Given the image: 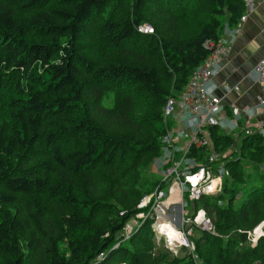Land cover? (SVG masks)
I'll return each instance as SVG.
<instances>
[{"label": "trees", "instance_id": "1", "mask_svg": "<svg viewBox=\"0 0 264 264\" xmlns=\"http://www.w3.org/2000/svg\"><path fill=\"white\" fill-rule=\"evenodd\" d=\"M243 12V0H0V264H264V235L247 236L264 221L258 134L238 137L218 193L187 202L212 225L193 228L197 261L157 248L154 214L117 238L164 187L142 169L159 156L166 99ZM210 135L216 152L234 139Z\"/></svg>", "mask_w": 264, "mask_h": 264}, {"label": "built area", "instance_id": "2", "mask_svg": "<svg viewBox=\"0 0 264 264\" xmlns=\"http://www.w3.org/2000/svg\"><path fill=\"white\" fill-rule=\"evenodd\" d=\"M243 1L244 12L239 19L240 22L246 20L254 6V0ZM138 29L143 33H152L153 31L152 27L147 24L140 25ZM204 47L210 51L209 56L191 73L184 90L177 95L178 98L168 97L166 99L162 111L164 122H167L174 115V123L170 128H166L160 139L161 149L164 148L167 151V154L162 155L164 165L161 169L163 170L161 181L164 187L162 189L157 187L152 193L142 197L136 205L140 211L134 215L133 220L130 219L133 224L131 229L127 230V227L125 228L124 239L129 237L130 232L128 231H136L147 219L152 218V214L155 215L160 210H168L171 204L180 201L184 196L183 193H185L187 200L194 201L204 194L219 190L220 184L218 185V181H221L223 175L226 174L225 163L230 159V156L218 155L220 153L213 150L205 155L203 162L196 157L188 164L185 163L192 148L197 151L200 149L206 150L207 148L212 149L208 140L211 128H223V131L228 129L231 132L237 128V121L242 119L241 133L244 136L253 134L264 136V57L253 70L254 80L259 85L256 96L259 110L257 108L239 109L232 106L230 108L232 117L230 120H226L222 99L215 94L217 87L212 82V77L218 72L220 62L226 58L229 48L223 40L205 41ZM223 90L231 92L238 89L235 86L225 85ZM184 108L186 112L181 114L179 110ZM174 109L177 110L175 113ZM254 112H257L256 117L260 116L256 122H252V117L255 116ZM229 123L231 126H229ZM181 135L187 136L186 141L182 142ZM177 141L181 143L174 145ZM173 198L175 201H173ZM182 208L184 210V204H182ZM199 216L198 223L195 222V219L191 220V216H189L187 219L189 223L183 228L176 226L172 220L166 221L172 226L175 235L170 237L167 232L158 229L161 222H156L155 215L154 222L151 224L152 231L156 236L163 239L164 246L169 251H175L176 248L181 246L187 247L191 258L197 261L195 246L190 237L193 233V225L200 230L212 232V225L204 212ZM263 227L264 221L255 230L251 231L254 232V235L249 233L252 242L264 235ZM103 258L104 255L102 254L97 256L98 261Z\"/></svg>", "mask_w": 264, "mask_h": 264}, {"label": "crops", "instance_id": "3", "mask_svg": "<svg viewBox=\"0 0 264 264\" xmlns=\"http://www.w3.org/2000/svg\"><path fill=\"white\" fill-rule=\"evenodd\" d=\"M218 40L225 41L229 48L226 58L220 62L218 72L212 77V82L217 87L215 94L222 99L225 116L227 119L232 117L230 111L232 106L259 110L256 101L259 85L254 80L253 70L264 57V0H254L253 10L244 22L239 20L236 26L230 25L226 18ZM225 85L235 86L238 90L225 95L223 90ZM254 115L252 122H256L260 117H256L257 112H254ZM237 125L231 132L228 129L222 131L236 139L242 134L243 120L239 119Z\"/></svg>", "mask_w": 264, "mask_h": 264}, {"label": "rangeland", "instance_id": "4", "mask_svg": "<svg viewBox=\"0 0 264 264\" xmlns=\"http://www.w3.org/2000/svg\"><path fill=\"white\" fill-rule=\"evenodd\" d=\"M147 25H150V24H147ZM197 25V27H196ZM140 26V25H139ZM139 26H137V32H140L139 31ZM202 26V22L199 21L198 23L194 22L193 24L191 23H186L185 27H187V31H191L193 30V28L195 27L198 28ZM143 34V31L141 32ZM230 93L229 91L225 90L224 91V94H228ZM175 98H178V96H175ZM104 102L107 104V105H111L112 103V95L109 94L107 97H105V100ZM177 110L174 109V113L176 112ZM181 112V114H183L184 112H186L185 108L184 109H181L179 110ZM174 116V115H173ZM173 116L167 120V122H164L163 120V124H164V127L165 128H170V126H172V123H174V120H173ZM226 117V116H225ZM231 118L227 119L226 117V120H230ZM242 122V121H241ZM223 128H221L220 130H222ZM176 132V131H175ZM243 134H240L239 135V138L242 136ZM244 136V135H243ZM174 137H175V134H174ZM180 137L183 138L182 142L186 141L187 139V136H183L181 135ZM239 138H236V139H233V141L231 142V144L227 145V147H225L224 150H220V154L218 155H226V156H230L231 158H234L235 156H237L238 154V151H237V147L239 148ZM208 140H209V144H210V147H212V149L214 150V144L212 142V138H211V135H209L208 137ZM172 141V139H171ZM181 142L177 141L175 142L174 145H179ZM160 149V153H159V156L152 162L150 163L146 168L142 169V173H143V176L142 178L143 179H146L148 180V184L146 185V187H151L153 185V181H155L156 179L160 180L161 181V177H162V171L161 170L163 168V162H164V159L162 157L163 154H167V151L166 149L159 147ZM189 157L186 158L185 160V163L188 164L191 160H193L194 158L198 157V151L196 149H191L190 150V153L188 154ZM178 157V156H177ZM197 160V159H196ZM198 161V160H197ZM245 167L246 169H249V165L248 163H245ZM252 168V167H251ZM165 170V168H164ZM249 172V170H246V173ZM222 179L221 181H218V185L220 184V188L218 191H216L217 193L221 190V185H222ZM166 189V188H165ZM152 193V192H151ZM150 194V193H149ZM149 194H146V195H149ZM185 195V193H183ZM184 198H182L180 201L176 202V203H173L171 204V206L168 208V210H160L158 211V213H155L156 215V222H163V221H169V220H172L174 221V224L176 226H179V227H186L187 223V219L189 218V216H191V220L195 219V222L198 223V219H199V215L202 214L203 210H201V204L199 205L198 203H196V205L193 207V205L189 204V203H192V201H189V200H186L185 196H183ZM173 201H175V199L173 198ZM184 201V202H183ZM187 202H189L187 204ZM194 202V201H193ZM182 204H184V210L182 208ZM138 205V204H137ZM201 206V207H200ZM195 208H198V209H195ZM136 209L137 206H136ZM195 209V210H194ZM138 211H140L138 209ZM137 211V212H138ZM185 217V218H183ZM133 220V219H132ZM132 220H128L124 227L122 226L120 232L117 234V238H119L121 232H125V228L127 227V230L128 229H131V226L133 224V221ZM184 222V224H183ZM193 225V224H192ZM191 225V227H192ZM257 227V226H256ZM193 228H196L194 225H193ZM256 228L254 227L252 230H255ZM132 230L128 231V232H131ZM194 233V232H193ZM193 233L192 235L190 236L191 239H192V236H193ZM251 234L254 235V232H250L248 231L247 232V236ZM196 236V235H195ZM253 238V237H252ZM248 239V238H247ZM193 240V239H192ZM153 243L157 246V248H164V243L163 241L161 240V238H159V236H154L153 239H152ZM162 241V242H161ZM253 240L250 239V245L253 244L252 242ZM117 248V246L114 247V249ZM169 251V250H168ZM172 256H174L175 258H178V259H181V258H184L186 256V254L188 253L189 254V248L187 247H184V246H181V247H178L175 249V251H170ZM117 260V256L114 257L113 259V263H115V261Z\"/></svg>", "mask_w": 264, "mask_h": 264}, {"label": "bare ground", "instance_id": "5", "mask_svg": "<svg viewBox=\"0 0 264 264\" xmlns=\"http://www.w3.org/2000/svg\"><path fill=\"white\" fill-rule=\"evenodd\" d=\"M139 33H141V32H139ZM143 34H150V32H146V33H143ZM160 226H158L159 228V230L160 231H165V232H167V234L170 236V237H174L175 235H174V233H173V228H172V226L168 223V222H166V221H163V222H161L160 224H159Z\"/></svg>", "mask_w": 264, "mask_h": 264}]
</instances>
